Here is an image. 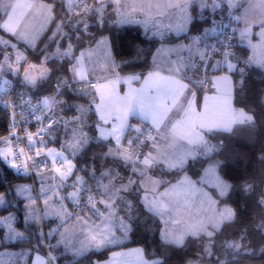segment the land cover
Instances as JSON below:
<instances>
[{
    "label": "snow or ice",
    "instance_id": "6c2138e0",
    "mask_svg": "<svg viewBox=\"0 0 264 264\" xmlns=\"http://www.w3.org/2000/svg\"><path fill=\"white\" fill-rule=\"evenodd\" d=\"M130 26L155 50L117 59ZM254 72L264 0H0V264H169L189 240L186 264L254 254L264 214L225 235L227 201L264 208V175L234 184L216 158L218 136L256 130L234 106ZM149 222L157 250H113Z\"/></svg>",
    "mask_w": 264,
    "mask_h": 264
},
{
    "label": "trees",
    "instance_id": "16d2710c",
    "mask_svg": "<svg viewBox=\"0 0 264 264\" xmlns=\"http://www.w3.org/2000/svg\"><path fill=\"white\" fill-rule=\"evenodd\" d=\"M105 34L108 35L109 33ZM116 35V51L120 53L117 59H130L135 55V49H130L128 47L129 42L145 48H152L153 51L155 50L152 41L147 39L143 35V30L139 29L137 26H130L127 30L117 32ZM155 46L158 47V44ZM135 70L139 71V68ZM129 71H131V69ZM238 99L239 103L234 101L235 107L244 108L246 111L251 109L260 119L257 121L255 132L244 127H239L231 136L217 137L218 140L224 141L225 148L216 158L224 161L226 164L224 168V172L227 173L226 179L233 177L237 178L230 181L234 184H242L245 179H258L261 175H264V164H261L259 161V156L264 154L262 153V150H264V104L261 103V100L264 99V77L254 72L249 78L246 90ZM133 122L135 123L136 121ZM3 123L4 122L0 120V126H2ZM5 169H7L6 165ZM199 170L200 165H196L195 169L189 170L188 174L196 179V177L193 176V171ZM8 171L12 170L9 169ZM221 174L223 175L224 173L222 172ZM0 175H2V173H0ZM13 175L16 174L13 172ZM167 178L172 179V177ZM257 192L259 194H264V184L261 185L260 189H257ZM227 203L233 208L239 205L240 217L238 223L227 227L224 233L225 235H230L246 226L250 227L260 223L262 214H264V208H257L251 202H246L237 195H232ZM151 226L150 222L149 225L141 223L136 234L132 236L129 241H126L123 247L140 245L145 249L146 253L157 250L160 245L159 233L155 231H145V227ZM249 242L253 243L255 252L252 255L240 257V264H264V253L259 251L260 247H264V241H261L260 233L253 229V235L249 237L248 241H245V243ZM220 243H222V241L217 240V244ZM200 244L201 241L199 240H189L186 247L182 250L172 252L170 249H163L162 251L164 255H170L169 264H186V261L195 260L196 256L201 253ZM108 255L109 252L105 253L101 258L106 259ZM200 264H210V261L208 258H205L200 261Z\"/></svg>",
    "mask_w": 264,
    "mask_h": 264
},
{
    "label": "rangeland",
    "instance_id": "374dc122",
    "mask_svg": "<svg viewBox=\"0 0 264 264\" xmlns=\"http://www.w3.org/2000/svg\"><path fill=\"white\" fill-rule=\"evenodd\" d=\"M159 46V45H158ZM189 175V174H188ZM190 176V175H189ZM194 179V178H193ZM137 247H140V248H143L142 246H140V245H137V246H130V247H122V248H118L117 250L115 249H113L114 251H129L130 249H134V248H137ZM14 251V250H13ZM108 256H110V252H109V255ZM108 258V257H107ZM106 258V259H107Z\"/></svg>",
    "mask_w": 264,
    "mask_h": 264
},
{
    "label": "crops",
    "instance_id": "0c3cea01",
    "mask_svg": "<svg viewBox=\"0 0 264 264\" xmlns=\"http://www.w3.org/2000/svg\"><path fill=\"white\" fill-rule=\"evenodd\" d=\"M118 248H116V250H117ZM11 250H14V251H18L19 249H11ZM115 250V249H114Z\"/></svg>",
    "mask_w": 264,
    "mask_h": 264
}]
</instances>
